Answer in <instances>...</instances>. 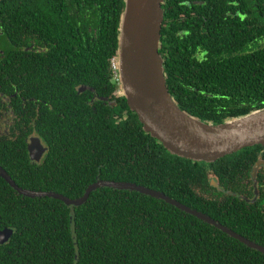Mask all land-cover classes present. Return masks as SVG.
Here are the masks:
<instances>
[{
    "label": "trees",
    "instance_id": "1",
    "mask_svg": "<svg viewBox=\"0 0 264 264\" xmlns=\"http://www.w3.org/2000/svg\"><path fill=\"white\" fill-rule=\"evenodd\" d=\"M124 8L125 0L0 1V129H8L0 167L20 188L71 200L99 180L143 186L264 247V202L233 194L252 192L236 183L264 147L193 162L146 133L114 82ZM162 9L159 52L182 111L219 125L264 109V0H165ZM30 136L48 147L40 163L29 157ZM2 228L14 233L0 264H264L263 253L130 190L99 188L67 206L1 178Z\"/></svg>",
    "mask_w": 264,
    "mask_h": 264
},
{
    "label": "water",
    "instance_id": "2",
    "mask_svg": "<svg viewBox=\"0 0 264 264\" xmlns=\"http://www.w3.org/2000/svg\"><path fill=\"white\" fill-rule=\"evenodd\" d=\"M164 1L125 0L115 60L117 74L114 82L119 86L117 96L127 99L130 109L138 116L146 133L172 154L193 162L211 163L245 148L264 146V109L214 125L190 116L174 101L167 88L164 60L159 52ZM28 151L31 160L38 162L45 150L39 139L32 138ZM0 178L26 197L53 198L67 206L84 204L92 192L103 187L137 191L161 199L264 254V247L253 244L206 215L143 186L99 180L88 187L83 197L71 200L54 192H35L20 188L1 167ZM212 185L217 186L214 182ZM8 233L6 235L5 231L0 232V245L11 237L12 231Z\"/></svg>",
    "mask_w": 264,
    "mask_h": 264
},
{
    "label": "flooded vegetation",
    "instance_id": "3",
    "mask_svg": "<svg viewBox=\"0 0 264 264\" xmlns=\"http://www.w3.org/2000/svg\"><path fill=\"white\" fill-rule=\"evenodd\" d=\"M3 50L0 49V65H4V63L6 64V62L4 61V58H3ZM7 78V77H6ZM8 79V78H7ZM7 107H10V105L8 104ZM8 132V129L7 127H1L0 129V133H4V132ZM32 138H36V139H39L41 144H42V147L43 149L45 150L41 159L38 161V162H35V163H40L42 161V159L44 158V156L46 155L47 151H48V147L47 145L39 138V137H36V136H30L28 139H27V150H28V145H29V142H30V139ZM264 147V146H263ZM28 154H29V151H28ZM29 157H30V154H29ZM264 148L260 150L259 154H258V159L251 165V169H250V173H249V176L246 177V179H243L241 182V184H238L236 183V186L238 188V190H246L245 188L243 187H248V190H250V188H253L252 192H247L249 195H242V194H236V193H233L234 194V197H238L240 198L241 200H244L247 204H255L258 200L260 201H263L264 202V192L260 193V188L262 190H264ZM31 159V158H30ZM242 177V176H241ZM1 179V178H0ZM12 179V178H11ZM212 182L216 183L217 186H214L212 185ZM211 185L214 186L215 188L218 189L219 192L221 193H224L225 192V189L221 186H219V183H217L216 181H211ZM10 186V185H9ZM243 186V187H241ZM11 187V186H10ZM12 188V187H11ZM13 189V188H12ZM14 190V189H13ZM19 193V192H17ZM252 193V194H250ZM20 194V193H19ZM226 194H230V191H227ZM22 195V194H21ZM223 195V194H222ZM223 200V199H222ZM258 208V207H257ZM260 209L261 213H264V206H262L261 208H258V210ZM207 223V222H206ZM218 223V222H217ZM209 224V223H208ZM220 224V223H219ZM211 225V224H210ZM213 226V225H211ZM215 227V226H213ZM226 227V226H225ZM216 228V227H215ZM228 228V227H226ZM218 229V228H217ZM230 229V228H228ZM231 230V229H230ZM6 232V235H8L7 232L9 231H12V235L14 233V230L13 229H10V228H2L0 229V232ZM221 231V230H220ZM223 232V231H222ZM225 233V232H223ZM227 234V233H226ZM228 235V234H227ZM230 236V235H229ZM242 236V235H240ZM243 237V236H242ZM10 239V238H9ZM9 239H8V242H9ZM237 240V239H236ZM248 240V239H247ZM239 241V240H238ZM249 241V240H248ZM7 241L3 244L0 245V247L6 243H8ZM252 242V241H250ZM242 243V242H241ZM253 244L255 245H258L254 242H252ZM244 244V243H243ZM246 245V244H245ZM260 246V245H258ZM250 248V247H249ZM255 250V249H254ZM257 251V250H256ZM9 254H11V252H9Z\"/></svg>",
    "mask_w": 264,
    "mask_h": 264
},
{
    "label": "built area",
    "instance_id": "4",
    "mask_svg": "<svg viewBox=\"0 0 264 264\" xmlns=\"http://www.w3.org/2000/svg\"><path fill=\"white\" fill-rule=\"evenodd\" d=\"M112 67H113V70H114V74H115V76H116V64L114 63V65H113V63H112Z\"/></svg>",
    "mask_w": 264,
    "mask_h": 264
},
{
    "label": "rangeland",
    "instance_id": "5",
    "mask_svg": "<svg viewBox=\"0 0 264 264\" xmlns=\"http://www.w3.org/2000/svg\"><path fill=\"white\" fill-rule=\"evenodd\" d=\"M112 63H113V65H114V63L116 64L117 62H116V61H113ZM116 65H117V64H116ZM112 68H113V67H112ZM114 77H115V76H114ZM2 233H3V232H2ZM7 233H8V232H7ZM4 234H5V233H4ZM4 234H3V235H4ZM8 234H9V233H8Z\"/></svg>",
    "mask_w": 264,
    "mask_h": 264
}]
</instances>
